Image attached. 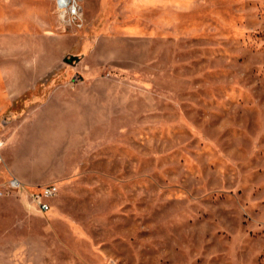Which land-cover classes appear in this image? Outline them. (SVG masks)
Returning <instances> with one entry per match:
<instances>
[{"label":"rangeland","instance_id":"obj_1","mask_svg":"<svg viewBox=\"0 0 264 264\" xmlns=\"http://www.w3.org/2000/svg\"><path fill=\"white\" fill-rule=\"evenodd\" d=\"M0 140V264H264V0H0Z\"/></svg>","mask_w":264,"mask_h":264},{"label":"built area","instance_id":"obj_2","mask_svg":"<svg viewBox=\"0 0 264 264\" xmlns=\"http://www.w3.org/2000/svg\"><path fill=\"white\" fill-rule=\"evenodd\" d=\"M78 8L74 7V13ZM4 146V141L0 140V151ZM60 188L57 182H50L44 185L31 186L16 176L9 177L0 183V197L16 195L22 197L28 209L35 210L41 214H47L52 210L49 199L55 198L59 194Z\"/></svg>","mask_w":264,"mask_h":264},{"label":"crops","instance_id":"obj_3","mask_svg":"<svg viewBox=\"0 0 264 264\" xmlns=\"http://www.w3.org/2000/svg\"><path fill=\"white\" fill-rule=\"evenodd\" d=\"M45 107H47V104L46 103H43V104L42 103H39L38 105H35V104L34 105H29L25 109V111H31V110H39V111H41V110H45L46 109ZM8 145H10V137H9ZM9 154H10V149H9V152H8V157L10 158V155ZM13 176L18 177V178H20L23 181L26 180V178L21 173H19V172L16 175H13Z\"/></svg>","mask_w":264,"mask_h":264},{"label":"bare ground","instance_id":"obj_4","mask_svg":"<svg viewBox=\"0 0 264 264\" xmlns=\"http://www.w3.org/2000/svg\"><path fill=\"white\" fill-rule=\"evenodd\" d=\"M67 6H68V5H67ZM62 8H63V9H61V10H65L66 6H63ZM65 11H66V10H65ZM62 12H63V11H62Z\"/></svg>","mask_w":264,"mask_h":264}]
</instances>
